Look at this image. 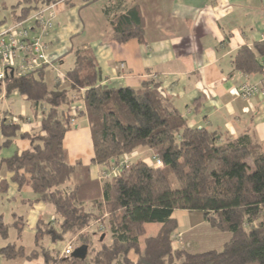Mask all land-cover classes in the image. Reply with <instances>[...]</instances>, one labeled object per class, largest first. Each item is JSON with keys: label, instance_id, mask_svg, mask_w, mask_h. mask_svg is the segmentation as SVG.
Here are the masks:
<instances>
[{"label": "trees", "instance_id": "1", "mask_svg": "<svg viewBox=\"0 0 264 264\" xmlns=\"http://www.w3.org/2000/svg\"><path fill=\"white\" fill-rule=\"evenodd\" d=\"M62 1L69 2L18 0L11 6L10 23L25 21ZM125 1L103 10L111 39L118 44L131 39L142 43L141 13L137 7L119 10ZM7 23L6 18L0 20V30ZM232 62L235 71L243 74L262 71L264 43L241 47ZM47 66L5 80L7 96L27 100L40 125L35 133H22L20 116L14 122L1 114L0 150L16 138L27 140L30 148L2 159L0 167H5L18 189L28 176L33 197L26 202L52 206L55 219L38 221L32 250L10 243L0 249L3 258H42L44 264H264V143L248 135L234 139L189 126L154 81L142 83L137 90L99 85L89 47L76 51L73 67L52 89L46 81ZM78 100L83 111L75 115L72 109ZM79 114L86 115L90 129L88 165L69 164L63 148L71 121ZM139 149L150 151L151 164L131 156ZM153 157L160 166H155ZM90 165L102 168L98 179L90 178ZM6 190L3 180L0 195ZM177 210L198 212L203 228L221 234V246H203L196 252L177 246L181 238L173 218ZM15 218L11 225L0 219V239L7 240L11 227L20 236L23 220ZM147 224L159 225L155 236H146ZM96 238L98 249L93 248ZM57 244H70L73 249L87 246L86 258L67 257L64 247L62 251L52 247ZM131 253L135 262L129 259Z\"/></svg>", "mask_w": 264, "mask_h": 264}, {"label": "crops", "instance_id": "2", "mask_svg": "<svg viewBox=\"0 0 264 264\" xmlns=\"http://www.w3.org/2000/svg\"><path fill=\"white\" fill-rule=\"evenodd\" d=\"M116 1L96 0L90 4L83 0L62 1L44 14L45 18L49 12L53 15L51 29L41 31L33 20L25 23L32 35H39L47 44L50 64L45 76L50 89L73 67L76 51L89 47L97 64L99 85L137 90L142 83L154 81L160 84L161 93L171 100L189 126L224 133L234 139L248 135L264 143V94L245 100L236 91L244 82L264 90V71L243 74L235 71L232 62L241 47L251 48L264 43V0H126L119 10L139 9L144 21V37L142 43L131 39L123 44L111 39L103 12L105 7L112 8ZM10 24L8 21L7 25ZM261 60L259 58L257 62L260 64ZM7 99L0 105V116L10 111L23 119L22 133L37 132L39 116L32 105L29 103V114H25L22 112L24 106H21V112L15 111L21 97L12 94ZM73 105L83 111L80 100ZM80 125L83 128L80 129ZM72 126L74 131L70 129L63 139L67 161L71 165L77 162L88 165L92 157V141L86 115L76 116ZM80 132L88 133L90 146H80ZM70 136L74 137L78 151L73 159L77 158L72 161L68 159L70 146L67 138ZM2 141L0 136V144ZM29 148L27 140L16 138L9 148L0 150V161ZM140 152L150 153L147 149H139L131 156L141 158L138 157ZM151 156L150 153L144 160L151 161ZM101 170L99 166L90 165V178L98 179ZM3 180L7 181V190L0 195V219L11 225L15 217H20L24 226L20 236L11 227L7 240L0 239V249L15 243L32 250L38 221H54V209L50 205L26 202L33 197L28 176L25 185L18 189L10 182L5 167H0V182ZM177 223L176 233L180 235L195 233L193 230L204 226L202 217L185 226ZM148 226H145L146 236H155L159 227L151 229L148 236ZM43 244L50 247L48 240ZM52 247L62 251L64 245ZM129 259L135 262L137 258L131 253ZM0 264H44V261L42 258L7 260L0 254Z\"/></svg>", "mask_w": 264, "mask_h": 264}, {"label": "built area", "instance_id": "3", "mask_svg": "<svg viewBox=\"0 0 264 264\" xmlns=\"http://www.w3.org/2000/svg\"><path fill=\"white\" fill-rule=\"evenodd\" d=\"M54 5L36 12L25 21L7 25L0 30V105L8 100L5 90V80L8 77L24 76L50 64L46 52L47 44L39 35H32L25 23L28 20H33L34 25L41 31L51 29L53 15L49 12L48 17L45 18L44 14L53 9ZM262 66V71H264V63ZM236 91L245 100H249L259 93L264 94V90L260 86L248 82L242 83ZM77 111L78 107L72 109L74 114ZM5 114V117H11L14 122H19V118L10 111H6ZM71 122L73 123L74 120ZM153 161L155 166H160L161 162L156 157H153ZM72 252L73 247L70 244L63 249V255L67 257L71 256Z\"/></svg>", "mask_w": 264, "mask_h": 264}, {"label": "rangeland", "instance_id": "4", "mask_svg": "<svg viewBox=\"0 0 264 264\" xmlns=\"http://www.w3.org/2000/svg\"><path fill=\"white\" fill-rule=\"evenodd\" d=\"M17 2H18V0H0V20H2L3 18H6L7 21H10L11 6L15 5ZM48 73L49 72H47V75H48ZM21 106H24V110L22 112L25 114H29L30 104L24 98H21L18 101V103L15 105V111L19 112L21 110ZM79 127H80V129L83 128L81 125ZM73 128H74V126L71 127V131H74ZM73 138H74L73 136L72 137L70 136L69 138H67V140H69L68 145L70 146V147H68V159H69V161L70 160L72 161V160L77 158L76 157L73 159V157L76 156L75 154H77V152H78L77 148L74 146L75 141H73ZM78 141H79L80 146H83V148L85 147V145L90 146V142H89L90 140H89V136H88L87 132H80L79 136H78ZM82 152H83V150H82ZM149 155H150V153L148 154V153L140 152V155H138V157H141L139 159L144 160V159L148 158ZM83 161H85V157H84ZM147 163H151V162L147 161ZM106 176H107V173H106V175L103 176L104 178H102V180H105ZM169 181H170V184L173 188L177 187V183H176V181L172 175H169ZM173 217L178 222L183 224L184 226H185V224H190L192 222H195V221L201 219V215H199L198 212L182 213L181 211H177L173 214ZM158 227H159L158 224H149L147 235L149 236L151 234V229L158 228ZM181 228H183V227H181ZM193 231H195V233L187 232V233H183V235L179 234V237L182 238V241L179 238V242L177 243V246H179L181 248H185L191 252H196L199 248H201L203 246H206V247L211 246L212 247L215 245L216 248H219L221 246V234L218 235L217 233L211 232L206 228L203 229V226H200L199 228H196ZM99 246H100V244L98 242V238L94 239L93 240V248L98 249Z\"/></svg>", "mask_w": 264, "mask_h": 264}, {"label": "water", "instance_id": "5", "mask_svg": "<svg viewBox=\"0 0 264 264\" xmlns=\"http://www.w3.org/2000/svg\"><path fill=\"white\" fill-rule=\"evenodd\" d=\"M103 235L100 237V241L103 239ZM87 255V246H80L73 249L71 258L83 261Z\"/></svg>", "mask_w": 264, "mask_h": 264}]
</instances>
